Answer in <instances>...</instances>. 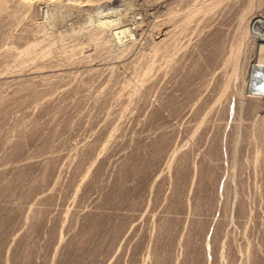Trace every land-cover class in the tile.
<instances>
[{
	"label": "rangeland",
	"instance_id": "rangeland-1",
	"mask_svg": "<svg viewBox=\"0 0 264 264\" xmlns=\"http://www.w3.org/2000/svg\"><path fill=\"white\" fill-rule=\"evenodd\" d=\"M263 30L264 0H6L0 72L66 75L0 82V264H264Z\"/></svg>",
	"mask_w": 264,
	"mask_h": 264
},
{
	"label": "bare ground",
	"instance_id": "bare-ground-1",
	"mask_svg": "<svg viewBox=\"0 0 264 264\" xmlns=\"http://www.w3.org/2000/svg\"><path fill=\"white\" fill-rule=\"evenodd\" d=\"M5 1L6 0H0V16H1V14H2V11H3V8H4V5H5ZM119 0H114V3H117ZM123 1V0H122ZM109 3V2H108ZM170 3H171V1L170 2H167V3H165L164 5H163V7H166V6H168V5H170ZM114 5V4H113ZM85 6V5H84ZM87 6V5H86ZM85 6V7H86ZM104 6V5H103ZM161 6V5H160ZM80 7H82V6H80ZM79 7V8H80ZM84 7V8H85ZM162 7V6H161ZM252 5L251 4H249V2L247 3V5H246V8L244 9V11H243V13H242V15H241V17H242V19H244V18H246L245 19V25H244V30H246V32L248 31V26H249V23H253V21L252 20H254L255 18L254 17H252L251 15H250V13H251V11L253 10L252 9ZM84 8H83V10H84ZM110 8V7H109ZM81 10V9H80ZM109 10V9H108ZM109 11H111V9L109 10ZM113 12H114V10H113ZM106 13V12H105ZM112 13V12H111ZM104 16V15H103ZM251 16V17H250ZM103 19H105V17H103ZM107 19V18H106ZM111 19V18H110ZM114 20V19H113ZM247 20H249V21H247ZM102 21V20H101ZM100 21V24H98V26H96V29L97 30H100V32H103V31H105V30H107V31H109V36H111L112 38L113 37H115L116 39H120V37H123V36H126L128 33H129V31H128V27H126L125 26V24H123V25H117V23H113L111 20H104V21H102L101 22ZM248 22V23H247ZM254 24V23H253ZM253 26V25H252ZM96 30V31H97ZM251 30V29H250ZM245 32V31H244ZM248 33V32H247ZM245 34V33H244ZM130 35V34H129ZM164 41V38H161V39H159V43L160 42H163ZM257 41L259 42L258 43V45H257V47H258V58H257V60H255V62H253V69H254V71L255 72H260L261 73V71L263 72V70H264V30L262 31V33L260 34V36L257 38ZM36 46V43H32L31 45H29L28 47H26L23 51H20L19 52V56H21V55H28L29 53H33L32 52V50H34V47ZM62 54H63V52H62ZM65 55H66V53H65ZM44 55L43 54H41V57H43ZM63 56V55H62ZM69 57V56H68ZM61 59V58H60ZM65 59H67V58H65ZM64 60V59H63ZM69 60H72V59H69ZM68 60V61H69ZM62 61V60H61ZM65 61H67V60H65ZM123 61V59L122 60H119V61H116L115 63L117 64V65H124L123 63H121ZM69 63V62H68ZM81 63V62H80ZM41 63H38V62H32V63H29L28 65H24V68L25 69H22L21 71H19V72H16V73H1L0 72V82H2V83H4V84H13L12 86H10V87H13L15 84H21V83H23V81H25V79L24 78H26L27 77V80L29 79V80H36V79H39V78H45V77H48V75H52V76H54V75H61V74H63V75H66V74H64V72H63V69L62 68H57V69H53V70H46V71H40L39 69H38V66L40 65ZM70 64H71V67H72V65H76L77 67H79V63H75V60L73 61V63H71V61H70ZM83 64V63H82ZM114 64V63H113ZM31 65V66H30ZM84 65H87V64H84ZM90 65V64H89ZM94 65H96V64H94ZM108 65V64H107ZM63 66H65V65H63ZM88 66V65H87ZM116 66V65H115ZM59 67H60V65H59ZM74 67V66H73ZM85 67V66H84ZM92 67V66H91ZM90 67V68H91ZM94 67V66H93ZM93 67L90 69V71L91 72H93V71H95V69H93ZM109 67V66H108ZM110 67H114V66H110ZM81 68H83V66L81 67ZM87 68H89V67H87ZM95 68V67H94ZM38 69V70H37ZM77 69V68H76ZM85 69H86V67H85ZM89 70V69H88ZM96 70H97V68H96ZM65 71V70H64ZM87 71V70H86ZM85 72V71H84ZM66 73H68L67 71H66ZM86 73V72H85ZM88 73V72H87ZM62 76V75H61ZM61 76H59V77H61ZM58 77V78H59ZM70 77H72V76H70ZM75 77V76H74ZM74 77H73V79H74ZM55 78V77H54ZM56 78H57V76H56ZM42 80V79H41ZM71 80V79H70ZM30 81V82H31ZM251 81V80H250ZM35 82V81H34ZM27 84H29V82L27 83ZM23 85V84H22ZM26 85V84H25ZM4 87V86H3ZM22 87V86H21ZM9 87H6V90L8 89ZM16 88V87H15ZM67 89V88H66ZM3 90V89H2ZM259 90V89H258ZM2 98V97H1ZM3 99V98H2ZM7 99V98H6ZM1 100V99H0ZM4 101V100H3ZM5 101H7V100H5ZM1 102V101H0ZM2 106V105H1ZM261 130L259 131V136H260V138L262 139V141H263V143H264V126H262L261 128H260ZM8 144H9V142H8ZM15 144V143H14ZM16 146V145H15ZM259 157H260V155H259V153L257 152L256 153V157H255V160H258L259 159ZM22 160V159H21ZM23 161H24V159H23ZM16 162V161H15ZM23 163V162H22ZM34 163V162H33ZM25 164V163H24ZM12 165V164H11ZM10 165V166H11ZM13 166V165H12ZM15 166V165H14ZM21 166V165H20ZM23 166V165H22ZM29 166H30V164H29ZM34 166V165H33ZM6 168V167H5ZM13 168V167H12ZM11 169V168H10ZM23 169V168H22ZM5 171V170H4ZM11 171V170H10ZM2 172V171H1ZM4 173V172H3ZM23 177V176H22ZM25 181V180H24ZM16 207V206H15ZM14 212V211H13ZM5 221H6V218H5ZM7 226V225H6ZM5 227V226H4ZM19 227V226H18ZM17 227V228H18ZM2 228V227H1ZM20 228H21V226H20ZM20 228H18L19 230H20ZM18 230V231H19ZM3 231V230H2ZM17 231V232H18ZM25 235V234H24ZM6 238V237H5ZM11 242H12V239H11ZM234 251V250H233ZM202 252H203V250H202ZM230 252V251H229ZM228 252V253H229ZM237 253V252H236ZM237 255V254H236ZM231 257V256H230ZM235 257V256H234ZM253 257V256H252ZM232 260V259H231ZM231 262V261H230ZM253 263L252 264H257V260H256V258H254L253 259V261H252Z\"/></svg>",
	"mask_w": 264,
	"mask_h": 264
},
{
	"label": "water",
	"instance_id": "water-1",
	"mask_svg": "<svg viewBox=\"0 0 264 264\" xmlns=\"http://www.w3.org/2000/svg\"><path fill=\"white\" fill-rule=\"evenodd\" d=\"M264 81V78H263V74L262 73H255V75L253 76V84L255 86H260Z\"/></svg>",
	"mask_w": 264,
	"mask_h": 264
}]
</instances>
